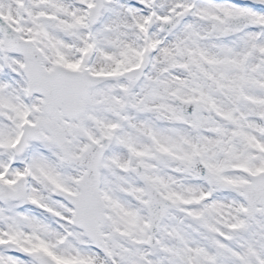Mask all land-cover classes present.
<instances>
[{
  "label": "snow or ice",
  "instance_id": "6c2138e0",
  "mask_svg": "<svg viewBox=\"0 0 264 264\" xmlns=\"http://www.w3.org/2000/svg\"><path fill=\"white\" fill-rule=\"evenodd\" d=\"M0 264H264V0H0Z\"/></svg>",
  "mask_w": 264,
  "mask_h": 264
}]
</instances>
